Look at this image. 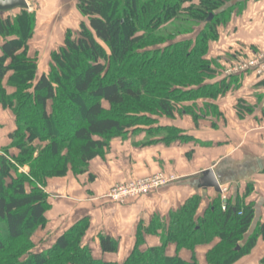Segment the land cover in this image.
I'll use <instances>...</instances> for the list:
<instances>
[{
  "label": "trees",
  "instance_id": "trees-1",
  "mask_svg": "<svg viewBox=\"0 0 264 264\" xmlns=\"http://www.w3.org/2000/svg\"><path fill=\"white\" fill-rule=\"evenodd\" d=\"M76 7L78 30L65 32L62 46L50 54L48 72L41 74L28 55L35 13L0 17V106L15 124L0 154V264H199L195 248L215 240L206 264H235L258 238L264 240V222L249 233L254 206L238 195L223 203L217 193L201 215V197L194 195L165 218L153 215L147 226L139 223L122 263L93 255L84 241L88 217L49 248L35 250L30 238L46 226L51 209L47 180L87 173L112 139L139 130L145 138L138 146L188 143L191 138L158 120L188 115L197 124L205 108L197 110L195 101L215 100L241 84L239 76L211 82L220 67L206 59L219 26L241 9L237 0H77ZM235 109L241 119L254 112L241 100ZM74 145L76 160L64 151ZM11 149L16 154L9 156ZM250 192L249 186L245 196ZM146 235L159 237L160 245L144 248ZM98 240L103 255L117 253V240ZM169 245L174 256L167 255ZM181 251L190 252L189 261L179 257Z\"/></svg>",
  "mask_w": 264,
  "mask_h": 264
},
{
  "label": "crops",
  "instance_id": "crops-1",
  "mask_svg": "<svg viewBox=\"0 0 264 264\" xmlns=\"http://www.w3.org/2000/svg\"><path fill=\"white\" fill-rule=\"evenodd\" d=\"M26 1L30 7L27 12L35 13L37 17V9L42 11H39V19L44 17L45 11L50 10L51 14H55L57 26L53 32L49 33L46 27L39 34L43 35L44 31L43 36L49 40L51 37L56 38L57 48L62 46L67 30L76 31L78 28L81 16L77 11V0ZM237 2L242 3L241 9L234 10L229 21L219 26L218 39L209 43L206 59L216 62L220 67L211 82L239 76L240 86L215 100L195 101L193 104L197 110L205 108L201 112L205 116L200 117L197 124L188 115L158 120V125L177 128L184 136L191 138L192 141L187 144L174 142L165 145L160 142L136 147L134 145L142 142L145 136L142 134L132 138V133H129L125 138L112 139L104 158L91 161L87 173L76 177L68 174L64 178L49 181L45 191L49 195L51 209L45 214V236L39 245L43 250L49 248L75 222L88 217L90 225L84 241L86 244L91 241L95 257L122 263L134 246L139 223L147 226L153 215L165 218L170 211L178 209L194 195L201 197L197 214L203 213L209 201L215 197L212 189L201 188L203 173L207 170L215 173L220 188L225 189V194L221 195L223 201L238 195L243 204L254 206L255 217L249 233L258 222H264V76L258 77L251 71L232 76L224 74L226 68L238 59L248 60L258 54L264 57V48H254L259 45V38L264 36V0ZM31 7L35 9L31 10ZM8 15L0 13L3 19ZM59 37H63L62 43L57 40ZM51 44L47 47H54ZM28 46L29 57L32 54L30 48H47L32 41H29ZM238 100L253 107V114L239 118L235 109ZM209 108H213L214 114L208 111ZM14 130L13 115L0 106V154L9 146L8 136ZM10 152L16 154L14 149ZM185 153H197L200 160L189 161ZM162 169L172 179L166 188L149 196L129 199L122 205L107 198L108 190L114 185ZM89 176L93 177L92 181ZM249 186L251 192L245 196ZM99 235L117 240V253L103 255L99 249ZM144 242V248L160 245L157 236L146 235ZM217 242L215 240L209 245L195 248L199 264H206L205 255ZM166 252L168 256H174V246L169 245ZM179 257L189 261L191 254L181 251ZM263 257L264 240L258 238L251 252L235 264H260Z\"/></svg>",
  "mask_w": 264,
  "mask_h": 264
},
{
  "label": "rangeland",
  "instance_id": "rangeland-1",
  "mask_svg": "<svg viewBox=\"0 0 264 264\" xmlns=\"http://www.w3.org/2000/svg\"><path fill=\"white\" fill-rule=\"evenodd\" d=\"M38 7V6H37ZM35 8L34 7H31V10H34ZM37 9V8H36ZM45 9V8H44ZM39 11H41V10H39V9H37V17L38 16H40V14H41V12H39ZM44 11V10H43ZM20 12V10H15L12 14L13 15H16V14H18ZM55 16V14H51V12H50V10L47 12V11H45V15H44V17L42 18V17H40V19H39V17L37 18L36 17V26L38 25V27H37V30H35L34 31V35H33V38L30 40V42L32 41L33 43H36V44H41L43 47H44V45L47 47V45L49 44V43H52V44H54V45H52V46H54V47H52V48H30V50H31V53L32 54H30V57H35L36 58V60H37V68H38V73L40 74V73H42V72H45V73H47L48 72V70H49V64H50V61H51V59H50V54H51V52H55V51H57L59 48H57L58 47V44L57 43H55V40H56V38H54V37H51L50 38V40H49V38H46V37H44L43 35L45 34L44 33V31H43V35H41L42 34V32H41V30L42 29H45L46 27H47V30H48V32L50 33V32H53V30H54V28H56V26H57V20H56V18L54 17ZM263 28V27H262ZM78 30V28L76 29V31ZM37 32V33H36ZM39 33H41V34H39ZM61 39H63V37L62 38H58L57 40L59 41V43H62V40ZM259 42H258V44L259 45H257L256 47H254V48H264V36H261L260 38H259ZM48 42V43H47ZM63 44V43H62ZM263 46V47H262ZM56 47V48H55ZM34 55V56H33ZM213 64H212V66L213 67H215L216 66V62H212ZM140 131V130H139ZM134 132L133 134H132V138H134L135 136H138V135H142V134H144L143 132ZM144 136H145V134H144ZM145 138V137H144ZM111 143V142H110ZM141 143V142H140ZM140 143H138L137 145L135 144L134 146H138ZM181 144H183V143H181ZM184 144H187V143H184ZM35 145H38V143H35ZM109 147H110V144H109ZM109 150V148L107 149V150H105L104 151V154L102 155V157H99V158H104V156H105V154L107 153V151ZM65 152H67V153H69V155L70 156H72V158L74 159V160H76V145H74L73 147H70L69 148V150H64ZM8 154H9V156L10 155H12V153H10V152H8ZM185 155V157H186V159L187 160H195V161H198V160H200V158H199V155H197V153H192V154H190V153H185L184 154ZM76 162L77 161H73V164H76ZM199 164V162H197V165ZM163 170V169H162ZM28 170H27V168L25 169V172H27ZM71 176H73V177H76V175H74V174H72V173H69ZM158 174H163V175H165V176H167L166 174H165V172H164V170L163 171H158V172H154V173H152V174H150V175H147V176H143V177H135L134 179H132V180H136V181H140V180H144V179H146V178H150V177H155V176H157ZM78 176H80V175H78ZM167 178H171V177H169V176H167ZM52 180H55V179H49V180H47V183L46 184H48V182L49 181H52ZM132 180H128V181H125V182H121V183H118V184H116V185H119V184H121V185H125L126 183H128V182H131ZM49 185V184H48ZM116 185H114V186H116ZM46 187H47V185H46ZM167 187V185L165 186V187H162V188H159V189H157L156 191H153V192H151V193H149V194H147L146 196H149L150 194H153V193H156V192H158V191H160L161 189H164V188H166ZM113 187H111L109 190H108V192H107V194H106V196H107V198H109L108 197V193L110 192V190L112 189ZM140 197H142V196H140ZM145 197V196H144ZM122 197H120V199H121ZM134 198H138V197H133V198H131V197H125V199L123 200V201H116V203L117 204H119V205H122V204H124L125 203V201H127V200H129V199H134ZM112 201H113V199H111ZM46 227V226H45ZM45 227L44 228H42V229H38L36 232H34V234L31 236V238H30V241H31V243H33V245H34V247H35V250H40V249H42L43 250V248H42V246H39V245H41L43 242H42V240L44 239V236H45ZM89 240V239H88ZM87 245H89L92 249V253H94V249H93V245H92V243H91V241H89L88 242V244ZM94 255V254H93ZM95 256V255H94Z\"/></svg>",
  "mask_w": 264,
  "mask_h": 264
},
{
  "label": "built area",
  "instance_id": "built-area-1",
  "mask_svg": "<svg viewBox=\"0 0 264 264\" xmlns=\"http://www.w3.org/2000/svg\"><path fill=\"white\" fill-rule=\"evenodd\" d=\"M248 71H251L258 77L264 76V57L260 54L254 56L252 59L248 60H236L234 64L229 65L228 68L224 71L226 76H232L235 74H246ZM172 179L167 178L163 174H158L155 177L146 178L144 180L136 181L132 180L131 182L126 183L125 185H116L108 193V197L116 201H123L125 197H140L146 196L147 194L156 191L159 188L165 187ZM225 194V189L221 188V195ZM120 197H122L120 199ZM222 210H225V207L222 206Z\"/></svg>",
  "mask_w": 264,
  "mask_h": 264
},
{
  "label": "water",
  "instance_id": "water-1",
  "mask_svg": "<svg viewBox=\"0 0 264 264\" xmlns=\"http://www.w3.org/2000/svg\"><path fill=\"white\" fill-rule=\"evenodd\" d=\"M30 9L26 0H0V13H12L15 10L28 11ZM201 188L212 189L215 193L221 194L219 181L212 170L203 173ZM225 201H223L224 203Z\"/></svg>",
  "mask_w": 264,
  "mask_h": 264
}]
</instances>
